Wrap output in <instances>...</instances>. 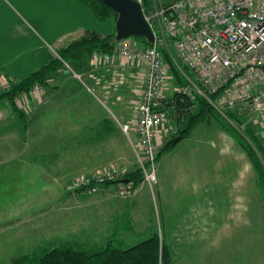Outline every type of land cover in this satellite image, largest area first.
I'll return each instance as SVG.
<instances>
[{
    "label": "rangeland",
    "instance_id": "374dc122",
    "mask_svg": "<svg viewBox=\"0 0 264 264\" xmlns=\"http://www.w3.org/2000/svg\"><path fill=\"white\" fill-rule=\"evenodd\" d=\"M0 18L7 25L8 39L20 34L24 45L27 40L38 46L40 53H50L49 61L57 57L61 46L87 30L104 36L116 30L114 17L100 19L75 0H0ZM87 60L90 58L70 63L72 70L64 65L50 76L48 91L58 97L48 99V105L55 109L45 122L44 137L36 138V131L30 130V124L36 127L33 121L38 116L26 113L27 132L17 113L6 103L0 105V264H11L16 257L62 240L87 246L100 243L128 207L138 230L155 226L160 231L172 252L170 264H243L259 256L261 249V257L248 264H264V207L256 170L243 148L214 118L198 124L190 136L160 158V171L173 173L165 184L177 181L182 188L203 189L185 198L181 210H173L166 235L162 231L165 220L157 191L159 180L152 188L144 180L137 187L132 183L129 196H123L121 187L109 181L93 192L69 189L80 174L97 176L117 166L126 169L123 177L129 179L128 174L140 168L119 123L131 117L134 100L122 103L114 95L106 101L100 85L85 74L95 68L91 61L87 65ZM74 72L84 75L87 84L96 88L95 94ZM131 85L136 87L130 81ZM176 85L177 80L171 79L169 101ZM82 109L91 115L86 114L84 122L71 123ZM170 112L179 125L173 107ZM13 115L15 119L10 120ZM102 116L112 118L117 126L104 138L97 134ZM11 138L25 143L5 152L2 144ZM132 138L136 140L134 134ZM157 170L160 175L159 163ZM179 172L182 174L177 177ZM162 177L165 179V174ZM174 228L186 236H171Z\"/></svg>",
    "mask_w": 264,
    "mask_h": 264
},
{
    "label": "built area",
    "instance_id": "2783aa9c",
    "mask_svg": "<svg viewBox=\"0 0 264 264\" xmlns=\"http://www.w3.org/2000/svg\"><path fill=\"white\" fill-rule=\"evenodd\" d=\"M134 1L141 4L155 42L146 45L130 37L118 41L111 51H96L89 58L95 67L92 71L118 62L106 89H119L127 83L126 69L137 72L131 119L118 121L130 139L144 182L151 188L157 183L161 150L181 133L171 118L172 102L167 97L170 80H177L173 65L181 82L172 98L175 93L192 101L202 98L238 129L251 128L264 143V0ZM65 66L72 70L69 63ZM92 71L89 76L101 85L102 77ZM74 76L95 94L96 88L87 84L84 75L74 72ZM10 85L11 80L4 79L0 90ZM43 89L36 84L21 93L15 99L17 105L26 110L29 97L42 94ZM125 171L113 166L97 176L80 174L69 189L93 192L109 181L121 187L123 196H129L133 182L123 177Z\"/></svg>",
    "mask_w": 264,
    "mask_h": 264
},
{
    "label": "trees",
    "instance_id": "16d2710c",
    "mask_svg": "<svg viewBox=\"0 0 264 264\" xmlns=\"http://www.w3.org/2000/svg\"><path fill=\"white\" fill-rule=\"evenodd\" d=\"M75 1L85 4L100 19L111 17L117 19V14L102 0ZM138 39L149 45L145 39ZM117 42L115 32L104 36L96 30H87L83 35L61 46L57 51V57L48 64L19 81L11 80L7 90H0V105L8 104L19 115L25 129H28V116L15 101L18 95L31 91L36 84L48 88L51 85L50 76L60 70L65 63H83L96 51H111ZM166 58L172 63L167 53ZM173 72L177 75V82H181L174 65ZM171 102L180 123L182 137L180 141L190 136L198 124L214 118L243 148L256 170L264 207V143L260 136L251 128L238 129L202 98L192 101L183 94L175 93ZM114 122L110 117L104 119L98 129V136L104 138L114 131L117 127ZM180 141L177 143L174 140L170 141L160 153L158 160ZM128 176L129 181L136 187L144 180V173L140 168H136ZM152 221L153 219L150 222ZM102 239L100 243L93 246H87L76 240H62L56 245L16 257L11 264H170L172 261L171 249L162 238L160 231L155 226H150L143 231L138 230L129 207L121 213L119 220L113 225L112 233L105 235Z\"/></svg>",
    "mask_w": 264,
    "mask_h": 264
},
{
    "label": "crops",
    "instance_id": "0c3cea01",
    "mask_svg": "<svg viewBox=\"0 0 264 264\" xmlns=\"http://www.w3.org/2000/svg\"><path fill=\"white\" fill-rule=\"evenodd\" d=\"M1 18H0V84L2 83V81L4 79H9V80H15V81H19L22 78H24L25 76H27L29 73L36 71L38 69H40L42 66L48 64L49 57H51L50 53H40V48L38 46L33 45L32 43H28L27 40H25V45H24V41L21 40V35H12L13 38L8 39L6 36V26L7 25H1ZM18 37V41L13 40L14 38ZM62 41V37L59 38L58 42ZM25 47V49H23L22 47ZM55 59V58H54ZM90 60L86 61V64L88 65V62ZM90 63V62H89ZM118 66V62L115 61L114 63L108 65L107 67H101L100 69L96 70V71H92L94 72L95 75H98L99 77H102V84L99 86L103 93V96L105 98H113V96L115 95L116 99L118 100V102H122V103H130L131 100H134V96L135 94V90L133 89L132 85L129 86V83L131 81L134 82L133 77L136 75V71L135 70H131V69H126V76H127V83H125L122 87L123 88L122 92L119 89H114L113 87H111L110 89H106L103 90L104 88H106L107 81H109L112 77H113V72L116 70V67ZM88 72H86L85 74L88 75V77L92 80L95 81L94 84L97 86V81L89 76V70H87ZM54 74V73H53ZM131 79V80H130ZM69 79H64L63 82L67 81ZM106 81V82H105ZM126 87V88H124ZM129 88V89H128ZM49 87L47 88L46 91H44L43 89V94H38V95H33L31 97H29L27 104H26V113H30L33 114V118L34 116H38L36 117V121H33V124L36 122V127H34V125L30 126V130H34L36 131V138L38 136L39 139L44 137L43 133L45 132V126L47 125L49 119H50V113H53L54 109L53 107H50L48 105V99L53 98V97H58L53 95V92H49L48 91ZM98 89V88H97ZM46 92V93H45ZM45 93V95H44ZM110 94V95H109ZM109 95V96H108ZM111 96V97H110ZM115 99V100H116ZM47 100V102H46ZM114 100V101H115ZM118 102L116 104H118ZM121 103V104H122ZM64 111H68V108L64 107ZM86 114L87 115H91L90 112H86L84 109H82V111H79V115L77 118H75L74 121H72L71 123H76V122H81L83 120V122L86 120ZM16 115V112H15ZM15 115H13L14 117H10L12 119H15ZM9 118V117H8ZM102 118V119H101ZM99 119V125L101 126L104 119L108 118L107 116H105V118L102 116ZM126 118V117H125ZM20 119V118H19ZM89 119H92L91 117ZM131 119V117H127L125 119V122H128ZM1 121H6V120H1ZM9 121V120H8ZM21 122V120H20ZM22 123V122H21ZM45 123V124H44ZM70 123V124H71ZM29 124V123H28ZM24 126V125H23ZM29 128L26 129V131L28 132ZM47 135V132H45ZM44 133V134H45ZM134 134V133H133ZM49 135V132H48ZM135 135V134H134ZM29 136V133H28ZM135 137H137L135 135ZM17 143H25L23 140H19L17 138H11L8 141H5L2 145H4L5 147L2 146V148L4 149L5 152L10 151L11 149H9L10 147H12V150H14V146ZM83 144V143H82ZM9 149V150H8ZM159 163V173L158 174L159 178H158V187H157V191H158V195H159V200H160V207H162L163 211H164V224H162L163 228L162 231L163 233L166 235L167 233V226L170 225L168 222L171 219L172 216V212L173 210H181L184 206V201L185 198L188 199L189 196H193V195H198L201 190L203 191L202 187L199 188H182V186H184L183 184L180 185L179 182L177 181H172V185H168L165 183L167 182V179L170 178V176L173 174L171 172H169L168 170L166 172H164V170L161 172V159L158 162ZM168 164H170L168 162ZM163 174H165V179H163ZM182 174V172L177 174V177ZM164 181V183H163ZM166 181V182H165ZM201 191V192H202ZM198 209V204L196 207V210ZM186 225H190L187 224ZM171 232H169L170 235ZM186 236L183 233L179 234V231L177 229H173L171 236L177 237V236ZM173 241H179L174 239ZM263 242V241H262ZM262 255V249L260 252V255L258 256L256 254L255 258H250L247 261H245L243 264H248L249 261L255 260L258 257H261ZM245 258H249L246 254Z\"/></svg>",
    "mask_w": 264,
    "mask_h": 264
},
{
    "label": "water",
    "instance_id": "95a60500",
    "mask_svg": "<svg viewBox=\"0 0 264 264\" xmlns=\"http://www.w3.org/2000/svg\"><path fill=\"white\" fill-rule=\"evenodd\" d=\"M116 14V40L120 41L130 37L145 39L149 44L155 42L154 32L146 20L140 3L134 0H102ZM182 137L175 139L177 143ZM127 181V180H126Z\"/></svg>",
    "mask_w": 264,
    "mask_h": 264
}]
</instances>
